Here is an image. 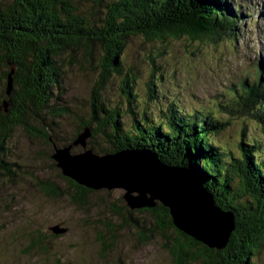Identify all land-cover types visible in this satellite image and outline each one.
Returning <instances> with one entry per match:
<instances>
[{
    "label": "trees",
    "instance_id": "obj_1",
    "mask_svg": "<svg viewBox=\"0 0 264 264\" xmlns=\"http://www.w3.org/2000/svg\"><path fill=\"white\" fill-rule=\"evenodd\" d=\"M87 1L88 8L83 5ZM243 17L222 0H0V105L9 103L7 113H0V177L11 183L19 177V165L9 154L18 129L47 146L66 147L90 127L88 146L95 153L151 150L168 165L196 172L216 204L236 217L229 245L217 251L178 231L162 206L139 211L148 216L143 223L118 208L125 224L138 228L143 243L162 235L175 264H253L252 257L264 248V140L247 135V121L233 148L223 141V131L247 117L264 130V82L255 77L241 93L233 90L225 106L219 103L218 112L200 102H167L159 90L161 75L155 76L168 44L187 36L201 41L195 43L233 45ZM139 40L149 44L143 63L150 61L154 70L145 97L136 88L140 69L127 62L128 51ZM75 65L93 68L98 77L89 110L84 115L82 111L76 133L67 140L53 132L58 119L73 114L63 106V90L64 74ZM13 68V92L8 96ZM115 78H120V93L112 101L104 91ZM63 179L74 193L47 180L37 184L48 196L65 194L84 207L92 191ZM108 232L114 239L115 230ZM101 241L108 252L112 245L103 236Z\"/></svg>",
    "mask_w": 264,
    "mask_h": 264
},
{
    "label": "rangeland",
    "instance_id": "obj_2",
    "mask_svg": "<svg viewBox=\"0 0 264 264\" xmlns=\"http://www.w3.org/2000/svg\"><path fill=\"white\" fill-rule=\"evenodd\" d=\"M222 1L230 3L234 11L235 7L243 8L240 11L245 16L241 22L242 34L235 39L236 45L222 42L168 44L166 57L158 60L160 73L155 71L156 77L161 75L159 90L166 93L164 98L167 102L180 101L189 105L200 102L206 107L215 106V111L221 112L217 106L220 100H227L226 95L238 89L246 79L252 82L250 64L253 61L255 63L252 64L258 66L259 74L264 77V56H261L264 49L260 46L264 41L256 38L257 29L264 31V3L262 0ZM88 4V1L83 2L86 7ZM147 45L139 40L127 54V62L140 69L136 88L142 97L146 96L145 84L154 72L150 61L143 63L147 57L145 53L150 51ZM64 76L63 106L70 107L73 114L58 119L60 125L54 128L53 133L68 140L77 131L79 117L89 110L88 100L98 73L93 68L82 69L75 65ZM119 80L110 81L104 91L112 101L119 99ZM242 120L232 122V126L223 131V141L232 148L240 139L246 121L247 135L264 140L262 124L248 117ZM73 144H70L73 150L79 152L80 147ZM102 146L107 148L105 140ZM10 149L11 159L19 165L15 173L19 177L13 183L0 177V264H57L58 261L61 264H175L164 249L162 235L157 234L150 243H143L133 223L125 224L122 218L112 214L114 205H122L121 191L93 192L84 207L73 204L65 194L62 197L48 196L39 189V180H47L64 191L75 192L64 177L60 178L61 171L53 166L54 160L50 156L54 153V145L47 146L40 139H30L24 129H18L10 142ZM133 214L136 223H143L148 218L138 211ZM57 226L66 231L54 234L52 228ZM147 226L151 227L150 224ZM108 229L115 230L114 239H111ZM102 236L112 245L108 252L104 251ZM252 262L264 264V248L252 257Z\"/></svg>",
    "mask_w": 264,
    "mask_h": 264
},
{
    "label": "water",
    "instance_id": "obj_3",
    "mask_svg": "<svg viewBox=\"0 0 264 264\" xmlns=\"http://www.w3.org/2000/svg\"><path fill=\"white\" fill-rule=\"evenodd\" d=\"M187 45L194 40L184 36L177 40ZM195 43V42H193ZM12 69L8 77L7 94L13 92ZM9 103L0 105V113H7ZM92 136L90 127L78 135L74 146L54 145L51 156L65 178L93 192L121 191L120 206H113L122 213L153 210L158 206L166 209L173 226L186 236L212 250L222 251L230 243L236 230V217L231 211L220 208L213 195L205 188L199 175L183 166L164 163L151 150H119L113 153H95L89 148ZM54 234L65 232L59 226L52 228Z\"/></svg>",
    "mask_w": 264,
    "mask_h": 264
},
{
    "label": "bare ground",
    "instance_id": "obj_4",
    "mask_svg": "<svg viewBox=\"0 0 264 264\" xmlns=\"http://www.w3.org/2000/svg\"><path fill=\"white\" fill-rule=\"evenodd\" d=\"M262 2L264 3V0H262ZM258 3V2H257ZM254 5H255V3H254ZM262 23H264V21L262 22ZM257 31V36H256V38H259V39H261L262 40V42L264 41V31H262V29L260 28V29H257L256 30ZM261 47H262V49H264V42L260 45ZM261 56H264V52H261ZM262 75V74H261ZM260 75V76H261ZM233 91V90H232ZM231 91V92H232ZM239 93H241V92H239ZM230 94V93H229ZM229 94H227V95H229ZM236 94H238V93H236ZM233 95H234V92H233ZM239 95V94H238ZM219 103H222L221 102V100L218 102V104H217V106L219 105ZM219 107V106H218ZM220 109V108H219ZM74 145V144H73ZM71 146V145H70Z\"/></svg>",
    "mask_w": 264,
    "mask_h": 264
}]
</instances>
